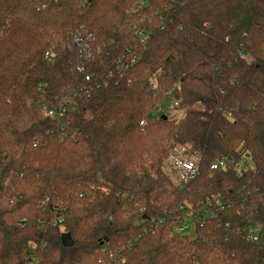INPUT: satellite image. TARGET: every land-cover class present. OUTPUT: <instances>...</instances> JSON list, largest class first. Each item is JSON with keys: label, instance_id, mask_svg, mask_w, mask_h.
<instances>
[{"label": "trees", "instance_id": "obj_1", "mask_svg": "<svg viewBox=\"0 0 264 264\" xmlns=\"http://www.w3.org/2000/svg\"><path fill=\"white\" fill-rule=\"evenodd\" d=\"M139 2L0 0V264H264V0Z\"/></svg>", "mask_w": 264, "mask_h": 264}, {"label": "built area", "instance_id": "obj_2", "mask_svg": "<svg viewBox=\"0 0 264 264\" xmlns=\"http://www.w3.org/2000/svg\"><path fill=\"white\" fill-rule=\"evenodd\" d=\"M139 1H140L139 5L141 8L146 6L145 0H139ZM134 34L137 37V40L140 44H142L147 37V35L145 34V32H143V30H136L134 32ZM46 55H47V57L51 56L50 54H46ZM136 61H137V59H132L131 63L136 62ZM86 81H90V77H86ZM176 107H177V103L173 102L171 108H176ZM65 111H66V109L62 108L60 106L57 109L47 110V115L50 118H57L58 119V118L64 117ZM140 125H143V123H141ZM168 163L176 171L177 181H178V184H180L181 186L184 183H186L190 180H193L198 173L197 161L192 159V158H188L182 149L174 150V152L172 153V155L170 156V158L168 160ZM223 166H224V162H219V163H215V164L211 165L210 168H211V170H216V169L221 168ZM207 205L209 207L216 206L220 210H223V208H224V204L219 200H215V201H213V203H212V201L208 200ZM207 217H209V213L205 212L204 217L201 218L199 220V222L203 223ZM183 220H186L188 222L189 219L185 215V216H183ZM61 223H62L61 219L54 220L55 225L56 224L60 225ZM185 228H186V225L180 227L178 229V232H183ZM250 235H253L250 237L253 241L257 240V237L255 236V234L253 232H250ZM29 264H32V262H30Z\"/></svg>", "mask_w": 264, "mask_h": 264}, {"label": "rangeland", "instance_id": "obj_3", "mask_svg": "<svg viewBox=\"0 0 264 264\" xmlns=\"http://www.w3.org/2000/svg\"><path fill=\"white\" fill-rule=\"evenodd\" d=\"M172 103L170 105L168 103H165L162 109V112L168 113L172 118H177L180 116V112L177 110H174L171 108ZM178 234L186 236L188 239H193L195 234H194V227L192 226L191 222H188L186 225V228L184 229L183 232H179Z\"/></svg>", "mask_w": 264, "mask_h": 264}, {"label": "water", "instance_id": "obj_4", "mask_svg": "<svg viewBox=\"0 0 264 264\" xmlns=\"http://www.w3.org/2000/svg\"><path fill=\"white\" fill-rule=\"evenodd\" d=\"M164 118H166V117H164ZM61 240H62V244L64 247H70L72 245L71 238L68 234H63L61 236Z\"/></svg>", "mask_w": 264, "mask_h": 264}]
</instances>
